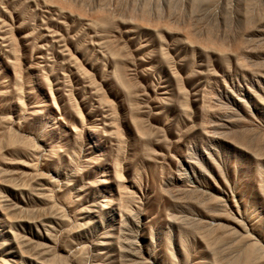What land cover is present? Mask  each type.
Here are the masks:
<instances>
[{
  "label": "rangeland",
  "instance_id": "1",
  "mask_svg": "<svg viewBox=\"0 0 264 264\" xmlns=\"http://www.w3.org/2000/svg\"><path fill=\"white\" fill-rule=\"evenodd\" d=\"M0 264H264V0H0Z\"/></svg>",
  "mask_w": 264,
  "mask_h": 264
}]
</instances>
